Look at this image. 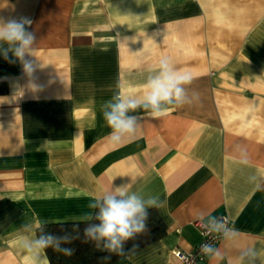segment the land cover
Masks as SVG:
<instances>
[{
	"label": "crops",
	"instance_id": "crops-1",
	"mask_svg": "<svg viewBox=\"0 0 264 264\" xmlns=\"http://www.w3.org/2000/svg\"><path fill=\"white\" fill-rule=\"evenodd\" d=\"M20 17L36 68L0 56V264H31L22 246L41 224L89 219L96 195L132 177L162 202L166 232L112 264H183L171 251L192 250L195 220L219 213L237 235L201 264H236L245 247L264 264V0H0V18ZM162 57L198 98L138 110V133L113 144L101 105L142 92Z\"/></svg>",
	"mask_w": 264,
	"mask_h": 264
},
{
	"label": "clouds",
	"instance_id": "clouds-1",
	"mask_svg": "<svg viewBox=\"0 0 264 264\" xmlns=\"http://www.w3.org/2000/svg\"><path fill=\"white\" fill-rule=\"evenodd\" d=\"M31 24L32 21L28 17L7 20L0 18V56L9 63L18 61L23 72L28 75L36 68L33 60L29 59L35 56L37 41L36 34L29 30ZM192 79L188 70L174 66L168 57L160 58L157 67L142 85V92H117L101 105L103 119L110 129V141L120 144L138 133L143 118L135 114L138 110L158 118L166 115L170 106L191 103L193 99L198 98V94L189 96L188 93L187 86L191 84ZM243 163L247 164V159ZM135 182L132 177L130 182L112 186L93 198L89 208L95 210V223L84 227L85 242L101 246L109 253L124 255L125 244L147 230L149 209L162 207L163 204L157 196L145 197L141 192L133 190ZM88 218H91V215ZM204 224L210 234L224 239L231 240L237 235L236 230L228 227L223 218L209 214ZM78 238L79 236L74 237L67 232L57 235L41 231L34 237H28L22 249L29 254L31 264H49L47 250L52 249L65 256H72L74 249L67 245ZM201 252L216 261L224 258L221 249L211 243L202 244ZM258 258L255 248L245 247L239 250L235 261L236 264H257Z\"/></svg>",
	"mask_w": 264,
	"mask_h": 264
},
{
	"label": "trees",
	"instance_id": "trees-1",
	"mask_svg": "<svg viewBox=\"0 0 264 264\" xmlns=\"http://www.w3.org/2000/svg\"><path fill=\"white\" fill-rule=\"evenodd\" d=\"M6 91V85L0 84V93H5ZM90 223H95L94 212L89 219L41 224L36 230V235L40 234L41 231H47L57 235L67 232L74 237L79 236L78 239L73 240L70 245H67L74 249L72 256H65L52 249L47 250L46 255L49 264H112L113 262L128 256L147 244L159 239L166 232L164 222L157 212V209L150 208L147 220V230L125 244L124 255H117L109 253L101 246H97L92 242L84 241L83 229Z\"/></svg>",
	"mask_w": 264,
	"mask_h": 264
},
{
	"label": "built area",
	"instance_id": "built-area-1",
	"mask_svg": "<svg viewBox=\"0 0 264 264\" xmlns=\"http://www.w3.org/2000/svg\"><path fill=\"white\" fill-rule=\"evenodd\" d=\"M216 217L223 218L224 223L229 227L230 226V218L225 213H219ZM206 219L199 218L195 220V226L198 228L201 238L198 244L189 251L181 250L179 248H174L171 252L174 256L179 258L183 264H201L205 259L206 255L201 252V245L205 243H211L216 246L221 240L222 237L216 234H210L205 229L204 221Z\"/></svg>",
	"mask_w": 264,
	"mask_h": 264
}]
</instances>
